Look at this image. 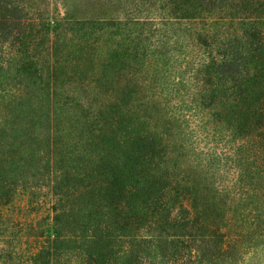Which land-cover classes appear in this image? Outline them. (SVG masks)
<instances>
[{
	"label": "trees",
	"instance_id": "1",
	"mask_svg": "<svg viewBox=\"0 0 264 264\" xmlns=\"http://www.w3.org/2000/svg\"><path fill=\"white\" fill-rule=\"evenodd\" d=\"M39 1L0 0V207L47 197L51 224L30 221L27 250L0 233V264L252 253L264 0Z\"/></svg>",
	"mask_w": 264,
	"mask_h": 264
},
{
	"label": "rangeland",
	"instance_id": "2",
	"mask_svg": "<svg viewBox=\"0 0 264 264\" xmlns=\"http://www.w3.org/2000/svg\"><path fill=\"white\" fill-rule=\"evenodd\" d=\"M40 5L52 16L63 15L67 0H40ZM49 202L47 197H37L31 202L27 196H17L15 202L11 205L0 207L2 218H0L1 234L6 235L8 239L13 240L17 246L24 248L32 245V239L24 235V228H28L31 220L42 221L44 228H49L51 220H44L48 213ZM1 216V214H0ZM51 227V225H50ZM30 241V242H29ZM252 253H245L237 257L231 264H264V237H259L250 243ZM221 264H226L222 262Z\"/></svg>",
	"mask_w": 264,
	"mask_h": 264
}]
</instances>
